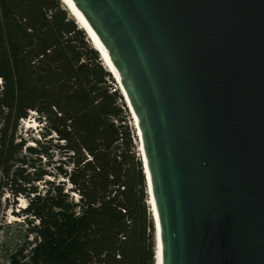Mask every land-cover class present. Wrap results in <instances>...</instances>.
Segmentation results:
<instances>
[{
	"label": "water",
	"instance_id": "95a60500",
	"mask_svg": "<svg viewBox=\"0 0 264 264\" xmlns=\"http://www.w3.org/2000/svg\"><path fill=\"white\" fill-rule=\"evenodd\" d=\"M70 2L135 114L160 264H264V0Z\"/></svg>",
	"mask_w": 264,
	"mask_h": 264
},
{
	"label": "trees",
	"instance_id": "16d2710c",
	"mask_svg": "<svg viewBox=\"0 0 264 264\" xmlns=\"http://www.w3.org/2000/svg\"><path fill=\"white\" fill-rule=\"evenodd\" d=\"M91 45L61 0H0V189L39 222L27 264H155L142 159Z\"/></svg>",
	"mask_w": 264,
	"mask_h": 264
},
{
	"label": "built area",
	"instance_id": "2783aa9c",
	"mask_svg": "<svg viewBox=\"0 0 264 264\" xmlns=\"http://www.w3.org/2000/svg\"><path fill=\"white\" fill-rule=\"evenodd\" d=\"M28 200L0 189V264H27L41 239L31 228L39 222L25 214Z\"/></svg>",
	"mask_w": 264,
	"mask_h": 264
},
{
	"label": "bare ground",
	"instance_id": "6f19581e",
	"mask_svg": "<svg viewBox=\"0 0 264 264\" xmlns=\"http://www.w3.org/2000/svg\"><path fill=\"white\" fill-rule=\"evenodd\" d=\"M61 1L64 3V5L67 8V10L70 12L71 16L76 20V22L80 26V28H82L83 31H85L88 34V38L91 40L92 45H93V48L101 54V59L104 62V65H105L107 71H110L112 73L113 78L118 83L119 89L121 91V94H122L124 100L126 101L127 106H128V109H129V111H130V113L132 115V118L134 120V126H135V129H136L137 138H138L139 137V132H138V126H137V121H136L135 114L133 112V109H132V107H131V105H130V103L128 101V98H127V96H126V94H125L122 86L119 83V77L115 73V70L113 69V67L111 65V62H110V60L108 58L107 53L102 48V46L99 44V42L96 40V38L93 36V34L90 31L89 27L84 23V21L74 11L73 6H72L70 0H61ZM139 147H140V143H139ZM139 152H140V157L142 159L141 163L143 164V157H142V149H141V147L139 148ZM144 169L145 168L143 167V170ZM144 174H145L144 176L146 177L147 184H148V177H147L146 169H145ZM147 191H148L147 193L149 195L148 197H150V195H151L150 189L148 188ZM148 204L151 206V210H152V213L154 215L153 217L155 219V223H156L155 225H156V230H157V232L155 234L156 237H157V247L155 248V250H156V252H155V264H160V250H159V242H158V226H157V222H156V214H155V209H154V205H153L152 199H149Z\"/></svg>",
	"mask_w": 264,
	"mask_h": 264
},
{
	"label": "rangeland",
	"instance_id": "374dc122",
	"mask_svg": "<svg viewBox=\"0 0 264 264\" xmlns=\"http://www.w3.org/2000/svg\"><path fill=\"white\" fill-rule=\"evenodd\" d=\"M90 43L92 44L91 40H90ZM102 63L104 65L103 61H102ZM104 67H105V65H104ZM112 78H113V76H112ZM113 82H114V89L117 90L118 93L122 96L121 91L119 89V85L115 81L114 78H113ZM122 102L124 104L125 125L127 126L128 130H129V133H130L131 143H132V145L134 147L133 150H134L135 156L138 157L139 159H141L140 158V152H139V141H138L137 132H136V129H135V126H134V120L132 118V115H131V113H130V111L128 109L127 103L124 100L123 96H122ZM36 119H37L36 114L31 113L30 116L26 120H24V121H22L20 123V127H19V132L18 133L24 139H27V144L29 146H31L33 144V141L29 140V138L35 139V140L39 139L41 125L38 124ZM36 185L38 186V191H40V192H43L45 190V188H46L45 185H42V184H36ZM148 206L150 207L149 209H151V206L149 204H148ZM150 212L152 213V210Z\"/></svg>",
	"mask_w": 264,
	"mask_h": 264
}]
</instances>
